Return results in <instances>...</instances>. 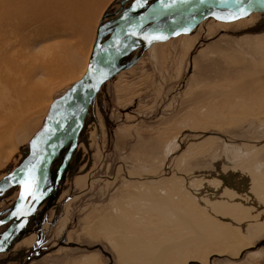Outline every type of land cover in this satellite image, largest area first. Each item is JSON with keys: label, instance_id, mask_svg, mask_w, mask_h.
I'll use <instances>...</instances> for the list:
<instances>
[{"label": "rangeland", "instance_id": "obj_1", "mask_svg": "<svg viewBox=\"0 0 264 264\" xmlns=\"http://www.w3.org/2000/svg\"><path fill=\"white\" fill-rule=\"evenodd\" d=\"M139 1L105 0L89 30L66 38L80 67L101 28ZM229 16L234 15L217 12L185 34L199 33L187 52L177 43L156 56L151 44L120 61L85 114L77 148L56 191L8 238L4 233L11 223L0 227V264H135L121 257L110 238L132 224L145 226L159 242L176 241L185 227L176 224L179 215L194 223L213 218L229 240L218 250L185 254L176 264H264V211L254 207L264 195L218 205H231L230 212L198 199L201 193L221 191L242 198L264 184V85L250 90L224 86L264 75V13ZM191 18L175 14L149 27L159 32ZM111 32V27L105 30L100 43ZM62 39H49L41 47ZM242 65L256 71L241 73ZM76 83L50 86L44 97L46 116L36 112L15 120L14 130L0 140V219L15 206L25 161L58 123ZM203 91L222 94L192 99ZM175 138L167 155L165 146ZM66 150L55 158L51 177ZM251 170L262 177L247 179ZM156 197L169 202L156 204ZM118 216L121 223L105 222Z\"/></svg>", "mask_w": 264, "mask_h": 264}, {"label": "bare ground", "instance_id": "obj_2", "mask_svg": "<svg viewBox=\"0 0 264 264\" xmlns=\"http://www.w3.org/2000/svg\"><path fill=\"white\" fill-rule=\"evenodd\" d=\"M104 2L105 0H0V140L7 137L9 129L14 130L15 120L22 119L28 114L33 116L36 112L40 116H46L44 97L47 95L48 92L46 91L50 89V86L53 89L70 80L78 83L84 77L93 51L84 52V63L80 67L74 60L75 55L71 52V47L74 46L66 38L78 35L80 30L85 28L89 30V25L93 22ZM188 16L193 17V15ZM185 34L152 43L154 55L164 54V50L168 46L178 47L177 43H180L182 51L187 52L199 38V33L187 36ZM53 38L65 39L58 41L55 45L49 44L46 48L41 47L42 43ZM262 48L261 52L264 55V47ZM222 60H224L223 57L218 58L219 62ZM238 69L242 70L241 73L245 72L244 74L249 75L256 71V69H251L250 66L246 65H242ZM225 74L228 75L226 72ZM261 85H264V75L256 76V78L242 83L227 82L224 84L225 87H233L235 90H250ZM221 94L220 92L216 93V91H203L193 96L192 99L201 101L208 98V95L215 98ZM64 107H66V101ZM65 110L66 108L63 111ZM31 111L35 112L30 113ZM91 131L90 128L89 132ZM176 140L175 138L166 144L165 152L167 155L172 152ZM52 164L53 161L51 166ZM259 167L260 165L257 164L254 171L258 172ZM247 176L249 177L247 179L252 181L262 177L254 174L252 170ZM231 193L229 191L201 193L198 195V199L201 204H206L212 208L223 204L226 199L231 201L235 199L234 202L237 201V204H240L243 200H255L256 195H264V184L261 185L260 191L257 193L252 190L242 198ZM168 202L167 199L155 198L156 204ZM169 204L174 206L175 203L171 201ZM254 207L256 208L255 211H264V199H257ZM221 208L225 212H230L232 207L227 205ZM122 220L123 218L120 216L105 218L106 223L111 222L112 224H116V221L121 223L118 221ZM176 224L178 227L185 225L184 229L177 232L176 241L159 242L154 239V236L148 234L145 226L132 224L128 231H121L116 239L110 238V241H115V247L120 252L121 257L131 263L176 264L175 262L185 254L207 248H211L209 251L218 250L216 249L218 246L226 245L227 240H229L227 238L228 233L226 235L220 233L221 228L213 218L194 223L186 215H179ZM215 244L216 247H213ZM209 245L211 247H208Z\"/></svg>", "mask_w": 264, "mask_h": 264}, {"label": "water", "instance_id": "obj_3", "mask_svg": "<svg viewBox=\"0 0 264 264\" xmlns=\"http://www.w3.org/2000/svg\"><path fill=\"white\" fill-rule=\"evenodd\" d=\"M171 1L173 0H146L141 12L134 17L132 13L136 11V8L133 5L120 15L119 18L104 25L98 32L88 70L84 77L72 88L66 100V110L61 112L56 119L57 122L61 116L63 117L60 126L57 129H53L48 138L34 149L26 159L22 181H26L29 178V173L33 176V170L34 172L36 171L37 175L44 174L46 178L53 157L60 148L67 132L74 130L73 145L69 154L60 167L54 185L48 191L37 194L35 197H39L38 199L32 197L25 203V197L22 198L21 195L24 191V185H21L20 194L15 206L6 217L0 219V227L11 223L8 230L4 233L6 238L23 224L24 220L33 213L39 203L51 196L58 188L63 172L77 148L79 133L82 131L85 123V112L101 86L109 79L111 71L118 66L123 57L145 45L190 33L207 18L216 16L217 12L230 11L234 16L241 14L242 9L244 13L264 12V0H178L174 3ZM175 14L193 15V17L190 21L176 27L152 34H138L150 22ZM128 18L132 20L123 27L121 32L112 33L108 39L100 43L105 30L115 26L117 23L121 24V22ZM146 36L150 37V39H146ZM160 36L164 38H151ZM42 151H44L43 157L36 166L32 167L31 164ZM18 209L22 210L24 215H20L17 211Z\"/></svg>", "mask_w": 264, "mask_h": 264}, {"label": "flooded vegetation", "instance_id": "obj_4", "mask_svg": "<svg viewBox=\"0 0 264 264\" xmlns=\"http://www.w3.org/2000/svg\"><path fill=\"white\" fill-rule=\"evenodd\" d=\"M150 1H152V0H150ZM178 0H173V1H171V2H177ZM146 2V0H140L139 2H137V3H135L134 4V7L136 8V11H134V13H132V15H133V17L134 16H136V15H138L140 12H141V10L143 9V5H144V3ZM192 19V18H191ZM191 19H189V20H187V21H184V22H182V23H177L176 25H173V26H170V27H176V26H179V25H181V24H183V23H185V22H188V21H190ZM131 18H128V19H126V20H124L121 24H116L115 26H113V27H111L112 28V32L111 33H114V32H121L122 31V29H123V27L125 26V25H127L128 23H130L131 22ZM152 24V22H150L149 24H147L145 27H143L139 32H138V34H152V33H154V31L152 30V29H150V25ZM170 27H168V28H170ZM161 30H165V29H163V28H160ZM159 29V30H160ZM160 30V31H161ZM62 120H63V117L61 116L60 118H59V121H58V123H56V126H54V128L52 127V129H51V131H53V129H57L59 126H60V124H61V122H62ZM73 131L74 130H70V131H68L67 132V134H66V136H65V138H64V140L62 141V143H61V146H60V148L58 149V151L56 152V154H55V156L53 157V162H54V160H55V158L57 157V155L60 153V151L62 150V148L63 147H67V150H66V153H65V155H64V159L67 157V155L69 154V151H70V149H71V147H72V145H73ZM51 133V132H50ZM40 145V144H39ZM74 153V152H73ZM43 155H44V151H42L39 155H38V157L33 161V163L31 164V166L32 167H34V166H36L37 164H38V162L41 160V158L43 157ZM64 159H63V161H64ZM69 163H70V161H69ZM63 164V163H62ZM69 165V164H68ZM62 166V165H61ZM60 166V167H61ZM59 170H60V168L58 169V171L56 172V175L55 176H53V177H51V169L49 168V170H48V172H47V176H46V178H45V176H44V174H36V171L34 172V170H33V173H34V175L32 176L33 178H34V184H33V191L35 192V196L37 195V194H39V193H44V192H46V191H48L53 185H54V181H55V179H56V177H57V175H58V173H59ZM65 172V171H64ZM64 172H63V174H64ZM33 196L32 195H28V196H26L25 197V199H24V201H25V203H27L31 198H32ZM26 210H27V207H26Z\"/></svg>", "mask_w": 264, "mask_h": 264}, {"label": "snow or ice", "instance_id": "obj_5", "mask_svg": "<svg viewBox=\"0 0 264 264\" xmlns=\"http://www.w3.org/2000/svg\"><path fill=\"white\" fill-rule=\"evenodd\" d=\"M241 14H244L243 9L241 10ZM235 18H236L235 16L227 17V19H235ZM145 38L150 39V37H147V36ZM151 38L163 39L164 37L160 36V37H151ZM33 147H35V144H33ZM21 183L24 185V191L21 194L22 198L28 195H32L33 197H35V192L33 191L34 178L32 177L31 173H29V178L26 181H21ZM35 198L38 199L39 197H35ZM17 211L20 215H24L22 210L18 209Z\"/></svg>", "mask_w": 264, "mask_h": 264}]
</instances>
